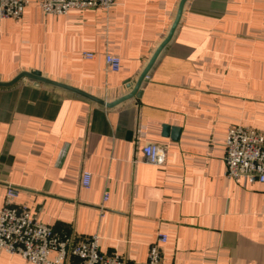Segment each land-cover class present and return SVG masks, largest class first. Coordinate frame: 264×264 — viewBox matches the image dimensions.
<instances>
[{
    "label": "crops",
    "instance_id": "0c3cea01",
    "mask_svg": "<svg viewBox=\"0 0 264 264\" xmlns=\"http://www.w3.org/2000/svg\"><path fill=\"white\" fill-rule=\"evenodd\" d=\"M180 1L54 16L32 0L22 20L0 25V81L41 71L112 103L131 91ZM107 54L121 59L119 72ZM141 91L108 108L29 79L0 87V209L12 185L39 222L98 235L103 253L128 263H145L162 233L164 264H264V185L225 176L229 128L264 135V0H187ZM152 144L167 148L161 166L145 160ZM0 264L30 263L2 253Z\"/></svg>",
    "mask_w": 264,
    "mask_h": 264
},
{
    "label": "built area",
    "instance_id": "2783aa9c",
    "mask_svg": "<svg viewBox=\"0 0 264 264\" xmlns=\"http://www.w3.org/2000/svg\"><path fill=\"white\" fill-rule=\"evenodd\" d=\"M32 0H0V25L3 21H20L26 7ZM45 15L63 16L72 10L110 11L116 0H36ZM93 53H84V58L92 60ZM121 59L107 54L105 63L108 70L119 72ZM148 77V76H147ZM146 77V79H147ZM146 162L161 166L166 160L167 148L148 145ZM225 176L234 182L264 185V135L251 127L232 126L225 142ZM92 175L84 172L81 187L88 189ZM19 190L8 185L4 204L0 209V255H18L30 264H65L70 258L78 264H164L162 245L168 237L160 233L151 246L145 263H128L120 255H108L101 251L100 237L93 235L73 238L38 221L30 208L17 203ZM108 197L106 196L105 200Z\"/></svg>",
    "mask_w": 264,
    "mask_h": 264
},
{
    "label": "water",
    "instance_id": "95a60500",
    "mask_svg": "<svg viewBox=\"0 0 264 264\" xmlns=\"http://www.w3.org/2000/svg\"><path fill=\"white\" fill-rule=\"evenodd\" d=\"M186 2H187V0H181L180 1L176 18H175L174 23L172 24V26L170 28V31H169L167 37L160 44V46L156 49L155 53L153 54L152 58L150 59L149 63L147 64V66L145 67L144 71L141 73L140 77L137 79V81L135 83H132L131 81H127L126 87H127V89H131V91L129 93H127L126 95L120 97L119 99L113 101L112 103H105V101L98 99V98L94 97L93 95H90L89 93L84 92L80 89H77L75 87H72L70 85H67V84L52 80V79H48L42 75L41 71H25V72H22L19 75H17L14 79H12L11 81H8V82L0 81V87H4V88L5 87L6 88L11 87V86L15 85L20 80L29 79V80L34 82L35 86H39L41 83H45V84H48V85H51L54 87L65 89V90L71 91L73 93H76L82 97H85L87 99H90V100H92L96 103H99L101 105H105L108 108L115 107V106L123 103L124 101H127L131 98H134V97L140 98L142 95L141 86L146 81V77L148 76V73H149L150 69L152 68V66L154 65V63L156 62L158 56L160 55L162 50L165 48V46L171 41L179 23H180ZM164 131L166 134H168L169 128L165 127ZM177 131H178V129H175V133H177ZM176 137L177 136L175 135L174 138H176Z\"/></svg>",
    "mask_w": 264,
    "mask_h": 264
}]
</instances>
